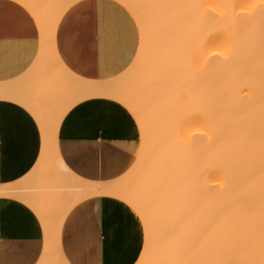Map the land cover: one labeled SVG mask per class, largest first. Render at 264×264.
I'll return each mask as SVG.
<instances>
[{
	"label": "bare ground",
	"instance_id": "6f19581e",
	"mask_svg": "<svg viewBox=\"0 0 264 264\" xmlns=\"http://www.w3.org/2000/svg\"><path fill=\"white\" fill-rule=\"evenodd\" d=\"M19 1L38 23L39 50L27 78L0 82V99L36 120L44 173L32 186L0 184V197L50 207L36 264H68L61 222L96 195L137 215L134 264H264V0H115L136 24L138 47L122 73L100 80L71 73L54 49L57 21L75 0ZM91 98L119 103L139 130L136 160L110 181L77 176L57 154L63 115Z\"/></svg>",
	"mask_w": 264,
	"mask_h": 264
},
{
	"label": "crops",
	"instance_id": "0c3cea01",
	"mask_svg": "<svg viewBox=\"0 0 264 264\" xmlns=\"http://www.w3.org/2000/svg\"><path fill=\"white\" fill-rule=\"evenodd\" d=\"M39 36L38 23L24 4L0 0V82L28 77L38 54ZM137 47L136 24L115 0H75L55 27L59 60L84 79L119 75L132 62ZM41 136L24 106L0 99V184H36L33 176L44 173L36 167L42 156ZM56 146L62 162L77 176L110 181L136 160L140 135L135 119L119 103L83 99L63 115ZM46 178L49 183L51 175ZM48 210L43 206L38 215L39 211L18 198L0 197V264H36L44 243L43 223L51 218ZM142 242L137 215L110 196L96 195L75 203L58 231V246L68 264H134Z\"/></svg>",
	"mask_w": 264,
	"mask_h": 264
},
{
	"label": "rangeland",
	"instance_id": "374dc122",
	"mask_svg": "<svg viewBox=\"0 0 264 264\" xmlns=\"http://www.w3.org/2000/svg\"><path fill=\"white\" fill-rule=\"evenodd\" d=\"M133 175H134V172H131L130 174L127 175V177H130V176H133Z\"/></svg>",
	"mask_w": 264,
	"mask_h": 264
}]
</instances>
